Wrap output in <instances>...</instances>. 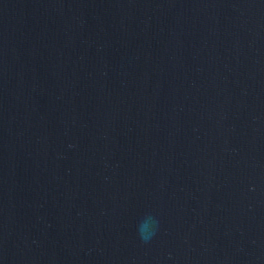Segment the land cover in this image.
<instances>
[{
    "label": "water",
    "instance_id": "1",
    "mask_svg": "<svg viewBox=\"0 0 264 264\" xmlns=\"http://www.w3.org/2000/svg\"><path fill=\"white\" fill-rule=\"evenodd\" d=\"M0 264H264V0H0Z\"/></svg>",
    "mask_w": 264,
    "mask_h": 264
},
{
    "label": "clouds",
    "instance_id": "2",
    "mask_svg": "<svg viewBox=\"0 0 264 264\" xmlns=\"http://www.w3.org/2000/svg\"><path fill=\"white\" fill-rule=\"evenodd\" d=\"M145 217L152 221V227L150 228V230L145 231L139 224L137 226V234L139 235L142 241L146 242L148 239L151 238L152 235L155 234L158 222L150 214L146 215Z\"/></svg>",
    "mask_w": 264,
    "mask_h": 264
}]
</instances>
